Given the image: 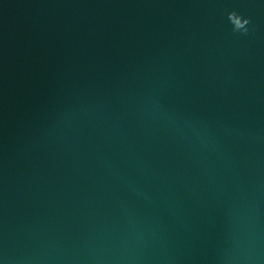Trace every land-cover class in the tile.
I'll return each mask as SVG.
<instances>
[{
    "label": "water",
    "instance_id": "95a60500",
    "mask_svg": "<svg viewBox=\"0 0 264 264\" xmlns=\"http://www.w3.org/2000/svg\"><path fill=\"white\" fill-rule=\"evenodd\" d=\"M0 264H264V0H0Z\"/></svg>",
    "mask_w": 264,
    "mask_h": 264
},
{
    "label": "clouds",
    "instance_id": "9594fccd",
    "mask_svg": "<svg viewBox=\"0 0 264 264\" xmlns=\"http://www.w3.org/2000/svg\"><path fill=\"white\" fill-rule=\"evenodd\" d=\"M228 20L233 25V31H242L247 33L248 29L246 28V25L250 23L247 18H242L235 11H233L228 14Z\"/></svg>",
    "mask_w": 264,
    "mask_h": 264
}]
</instances>
